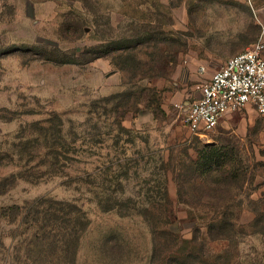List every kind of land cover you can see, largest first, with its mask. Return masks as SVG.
Instances as JSON below:
<instances>
[{"label":"rangeland","instance_id":"374dc122","mask_svg":"<svg viewBox=\"0 0 264 264\" xmlns=\"http://www.w3.org/2000/svg\"><path fill=\"white\" fill-rule=\"evenodd\" d=\"M240 29L264 42V0H0V264H64L39 197L86 212L76 264H264V114L184 124L216 69L184 53Z\"/></svg>","mask_w":264,"mask_h":264},{"label":"built area","instance_id":"2783aa9c","mask_svg":"<svg viewBox=\"0 0 264 264\" xmlns=\"http://www.w3.org/2000/svg\"><path fill=\"white\" fill-rule=\"evenodd\" d=\"M247 107L264 114V42L259 39L229 57L186 102L184 124L206 137L229 112Z\"/></svg>","mask_w":264,"mask_h":264},{"label":"trees","instance_id":"16d2710c","mask_svg":"<svg viewBox=\"0 0 264 264\" xmlns=\"http://www.w3.org/2000/svg\"><path fill=\"white\" fill-rule=\"evenodd\" d=\"M219 155L220 153H213V155H211L213 159L209 160L207 163H203L206 172L222 171L225 169L226 164L219 158ZM164 182L166 181L164 180ZM159 187L162 189L161 199L163 201H168L166 184L160 182ZM148 190L153 191L150 188ZM151 197L152 196H149V198ZM37 200L41 203V206L45 205L47 201H49L50 204L42 210H36L37 213L42 214L41 217L44 220V224L39 226L41 234L40 237L36 238L34 241L41 246L42 251L46 250L51 254H55L58 258H63L64 264H76L78 241L81 233L89 224L86 212L74 202L54 200L46 197H39ZM51 202L52 204L57 203L60 206L55 208L51 205ZM148 203V208L145 207L144 211L153 212L164 206V204L155 202L154 199L148 201ZM162 231L168 232L165 228ZM35 260L36 259H34V261Z\"/></svg>","mask_w":264,"mask_h":264},{"label":"crops","instance_id":"0c3cea01","mask_svg":"<svg viewBox=\"0 0 264 264\" xmlns=\"http://www.w3.org/2000/svg\"><path fill=\"white\" fill-rule=\"evenodd\" d=\"M236 33L237 34L235 36L230 34V35H228V38H224L225 40L227 39L228 44L226 42H224L223 44L220 43L219 47H221V48L218 47V49H216L214 51L209 50V51H205V52H201V53L197 52V51H192V52L184 53L185 60L198 61V62L203 61L202 63L199 64L200 70L203 69L204 66H206V64H205L206 62H210V61L217 63V64L215 63L213 68H216V69L220 68L229 57L237 54L238 52L242 51L243 49H245L248 46V40L246 39V37L243 38L242 30L241 29L237 30ZM211 74H212V72L210 73V75ZM210 75H209V77H210ZM209 77H208V79H209ZM197 96H199V88H198Z\"/></svg>","mask_w":264,"mask_h":264}]
</instances>
